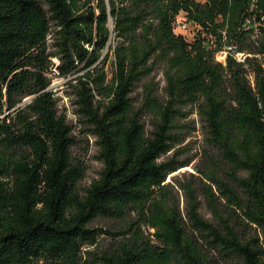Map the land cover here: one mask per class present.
<instances>
[{"label": "trees", "instance_id": "1", "mask_svg": "<svg viewBox=\"0 0 264 264\" xmlns=\"http://www.w3.org/2000/svg\"><path fill=\"white\" fill-rule=\"evenodd\" d=\"M180 12L190 39L174 31ZM159 64L161 93L148 80L134 107ZM54 74H76L66 96L102 164L82 192ZM193 110L215 151L201 170L214 221L171 175L190 159H161L195 128L181 122ZM97 217L125 226L91 227ZM101 233L122 238L86 258ZM211 252L264 264V0H0V264H215Z\"/></svg>", "mask_w": 264, "mask_h": 264}, {"label": "rangeland", "instance_id": "2", "mask_svg": "<svg viewBox=\"0 0 264 264\" xmlns=\"http://www.w3.org/2000/svg\"><path fill=\"white\" fill-rule=\"evenodd\" d=\"M177 21L184 22L186 27L183 28L180 25H176L174 27L175 33H181L187 39H190L196 31V27L193 23L186 20L183 12H180L177 15ZM115 43L114 36L111 37V44ZM104 60L106 62V67L108 69L111 68L112 63V52H108V48L105 50ZM219 59L223 58V55L218 53L217 56ZM80 74V73H77ZM76 74H73L69 77L60 76L57 74L52 75V81L50 87L55 91V96L58 98L57 104L60 112H64L68 122L73 126V136L75 142L71 148V157L75 162H81L85 166L84 176L78 183L79 191H84V188L91 183L92 180L98 177V171L100 170L102 164L98 158V153L96 147L94 145L93 139L88 135L86 126L81 123L74 115L73 106L69 98L66 96V92L71 91V88L68 86L69 79L73 78ZM150 79H154L158 82V90L161 93V89L164 85L163 78V68L159 64L155 67L154 71L148 78H144L134 87L133 92L131 94L132 103L134 107H139L142 99L143 93V84ZM29 98H25V102H27ZM192 109V108H188ZM143 120L146 125L150 124V116L149 114L143 115ZM181 122H187L191 125H194L195 128H189L187 130L188 134L185 135L183 140L180 143L175 144L174 148L169 151L167 154L163 155L161 159L170 158L172 155H176L178 159H190L188 165L179 168L174 171L171 175H173L179 183L183 182H191L196 187V197L199 204V212L200 214L211 221H214V215L209 207L207 199L202 191L203 184L207 183V180L204 178L201 170L205 169L208 165V155H214L215 151L213 148L207 143L204 135L201 131V120L196 113L195 110L191 112L185 120ZM216 164L212 167L214 168L217 164H222L220 158L217 157L215 159ZM215 170V169H213ZM219 171V170H217ZM168 179V178H167ZM215 190V188L213 189ZM172 194L179 198L180 206L183 210L186 207L187 196L185 191L179 187L178 185H174L171 188ZM132 214H128L126 220L132 218ZM91 227H103L104 229H108L114 232H117L124 228L125 223L124 220L119 218H111V217H97L91 222ZM185 227L187 230L192 229L190 223L186 220ZM121 235H112L108 233H101L97 237V242L95 245L89 247L91 250L90 254L86 255V258L91 257L93 255H100L103 250L113 249L121 239ZM210 256L214 259L215 264H227L228 260L219 254L210 253ZM32 264H43L42 261H37Z\"/></svg>", "mask_w": 264, "mask_h": 264}, {"label": "built area", "instance_id": "3", "mask_svg": "<svg viewBox=\"0 0 264 264\" xmlns=\"http://www.w3.org/2000/svg\"><path fill=\"white\" fill-rule=\"evenodd\" d=\"M176 25H180V26L183 27V28L186 27V24H185L184 22H180V21H177V22H176ZM233 47H234L233 45H229V46L227 47V49L230 50V51H235ZM219 54L224 56V54H225V50H221V51H219ZM234 56H235L236 58H238V59H242V57H243L244 55H243V53H241V52H235V53H234Z\"/></svg>", "mask_w": 264, "mask_h": 264}]
</instances>
